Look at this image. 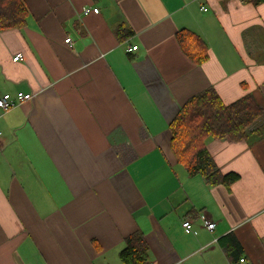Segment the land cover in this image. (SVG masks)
Listing matches in <instances>:
<instances>
[{
    "label": "crops",
    "instance_id": "obj_1",
    "mask_svg": "<svg viewBox=\"0 0 264 264\" xmlns=\"http://www.w3.org/2000/svg\"><path fill=\"white\" fill-rule=\"evenodd\" d=\"M23 1L25 26L0 32V96L33 97L0 113V264H121L136 232L150 264H230L227 235L264 264V139H207L219 172L238 175L210 187L178 163L168 129L207 88L264 109V3ZM181 30L205 44V61L182 52Z\"/></svg>",
    "mask_w": 264,
    "mask_h": 264
},
{
    "label": "trees",
    "instance_id": "obj_2",
    "mask_svg": "<svg viewBox=\"0 0 264 264\" xmlns=\"http://www.w3.org/2000/svg\"><path fill=\"white\" fill-rule=\"evenodd\" d=\"M243 4L258 6L264 0H239ZM28 12L23 0H0V32L20 30L26 24ZM124 26L115 30L120 40ZM176 39L182 52L195 64L207 59L205 44L193 33L181 30ZM264 109L247 94L225 105L214 89L207 88L191 97L169 123L170 148L179 164L189 176H199L210 187L228 188L238 175H222L205 148L207 139L227 140L231 143L246 141L249 136L264 139ZM261 122V123H260ZM230 264H240L242 250L232 235L219 241ZM121 264H150L144 236L136 232L124 240V248L118 254Z\"/></svg>",
    "mask_w": 264,
    "mask_h": 264
},
{
    "label": "built area",
    "instance_id": "obj_3",
    "mask_svg": "<svg viewBox=\"0 0 264 264\" xmlns=\"http://www.w3.org/2000/svg\"><path fill=\"white\" fill-rule=\"evenodd\" d=\"M203 10V9H202ZM83 14L87 15L89 13H93V14H98L99 10L98 9H90V8H84L82 10ZM66 44H70V40L67 39L65 40ZM128 50L131 51H136L137 47H131L128 48ZM22 60V56L20 54H17L14 58H13V62H18ZM33 97L30 94H24V93H16L14 95L11 94H3L2 96H0V113H5L8 112L10 110H12L13 108H15L16 106L24 103V102H28L32 99ZM1 132H0V138H1ZM197 220L199 221L200 226L207 232H212L215 228V224L208 219V217L205 214H201L200 216H198ZM182 230L186 235H192V236H196L197 235V230L194 227V221L191 219H185L182 221L181 224ZM239 263L240 264H248L243 258L239 259Z\"/></svg>",
    "mask_w": 264,
    "mask_h": 264
},
{
    "label": "rangeland",
    "instance_id": "obj_4",
    "mask_svg": "<svg viewBox=\"0 0 264 264\" xmlns=\"http://www.w3.org/2000/svg\"><path fill=\"white\" fill-rule=\"evenodd\" d=\"M250 143H251V141H250Z\"/></svg>",
    "mask_w": 264,
    "mask_h": 264
}]
</instances>
